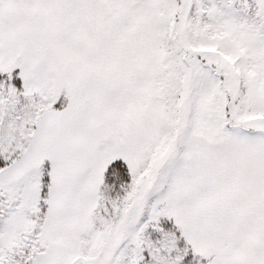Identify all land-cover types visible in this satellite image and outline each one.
I'll return each instance as SVG.
<instances>
[{
    "label": "snow or ice",
    "instance_id": "6c2138e0",
    "mask_svg": "<svg viewBox=\"0 0 264 264\" xmlns=\"http://www.w3.org/2000/svg\"><path fill=\"white\" fill-rule=\"evenodd\" d=\"M0 264H264V0H0Z\"/></svg>",
    "mask_w": 264,
    "mask_h": 264
}]
</instances>
